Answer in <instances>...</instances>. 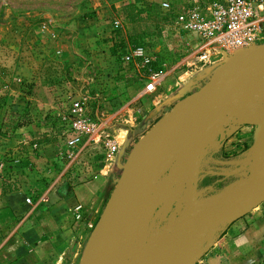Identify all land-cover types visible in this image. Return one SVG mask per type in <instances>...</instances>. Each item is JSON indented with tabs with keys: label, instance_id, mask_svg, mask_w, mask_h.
Here are the masks:
<instances>
[{
	"label": "rangeland",
	"instance_id": "374dc122",
	"mask_svg": "<svg viewBox=\"0 0 264 264\" xmlns=\"http://www.w3.org/2000/svg\"><path fill=\"white\" fill-rule=\"evenodd\" d=\"M142 1L145 0H0V182L12 174V164L20 163V158L24 157L22 148L28 142V134L32 137L46 135L55 140L56 155L63 145L57 134L51 133V128L57 124V114L68 108L72 98L88 96L91 103L95 102L102 109L106 126L107 121L114 122L113 128L118 131L111 134L109 127L108 132L123 149L122 165L97 215L98 221L135 144L177 102L196 93L213 76L217 65L200 72L193 69V46L187 54L172 62L168 60V66L160 62V71L165 74L168 69L171 77L168 96L165 94L158 101L150 94L148 98L136 100L140 86L134 91L129 87L140 79L139 74L134 70L120 73L129 66L118 65L112 58L116 53L111 56L110 50L142 44L157 27L168 23L155 8H139ZM156 1L159 4L162 0ZM138 12H143L144 17H138ZM115 20H121V29L114 28ZM124 30L129 36L136 33L135 39L128 36L125 40ZM187 41L192 42V38ZM170 42L176 47L175 41ZM164 45H168V38ZM249 105L248 113L255 117L260 107L258 105L255 113L252 110L256 105ZM92 106L95 108L93 103ZM162 172L155 175L152 171L149 196ZM89 180L90 177L79 179L74 185L66 181L74 188ZM24 194V200L31 199L28 207L32 208L33 189H24ZM76 206L71 209L73 213ZM175 206L176 203L164 215L156 209L155 213L161 216H153L152 230L157 226L162 232ZM2 210L5 203L0 196V264H5V260L10 262L8 255L20 244V232L7 231L13 221ZM258 212L238 220L237 226L233 224L231 229L228 226L231 222L222 226L216 223L203 242L200 238L195 244L185 264H264V212ZM80 216L76 219L74 214L75 222L82 220L81 212ZM19 218L16 217L17 223ZM151 237L149 235L147 240Z\"/></svg>",
	"mask_w": 264,
	"mask_h": 264
},
{
	"label": "water",
	"instance_id": "95a60500",
	"mask_svg": "<svg viewBox=\"0 0 264 264\" xmlns=\"http://www.w3.org/2000/svg\"><path fill=\"white\" fill-rule=\"evenodd\" d=\"M216 67L206 84L177 102L135 144L90 234L81 264H185L205 228L234 221L240 216L235 209L243 202L264 198V167L259 165L264 142V45L227 57ZM249 104L257 106L255 113L260 107L255 117L248 113ZM227 122L254 127L248 177L195 207L196 163L213 138L223 142ZM152 171L164 173L149 196ZM176 178L183 180L182 186L168 192ZM175 203L162 232L157 226L152 230L153 219ZM157 208L161 214L155 213Z\"/></svg>",
	"mask_w": 264,
	"mask_h": 264
},
{
	"label": "crops",
	"instance_id": "0c3cea01",
	"mask_svg": "<svg viewBox=\"0 0 264 264\" xmlns=\"http://www.w3.org/2000/svg\"><path fill=\"white\" fill-rule=\"evenodd\" d=\"M155 2L158 1L145 0L139 2L141 6L138 7L153 10L157 4ZM261 2L263 3L261 19L264 24V0ZM141 14L138 17H144V14ZM123 33L127 40L130 34L126 30ZM132 35L129 37H133L132 40H134L136 33ZM114 49L110 50L111 56L116 53L115 50L117 51V48ZM165 57L162 56L158 61L168 66V59ZM170 79L167 69L156 89L158 92L153 93L158 101L165 94L168 96L166 91ZM139 86L140 90L135 96L136 100L148 98L147 96L150 95L144 93L143 81L140 79L136 80V84L129 87V90L134 91ZM113 127L114 122L107 121V128L112 130L111 134L118 131ZM225 127L226 137L223 142L218 143V138H213L196 163L193 198L195 207L202 206L240 186L248 177L254 127L235 126L229 122L225 124ZM26 139L28 142H25L22 148L25 152L24 157L20 158V163L12 164L14 167L12 174L0 182V196L5 203V210L2 211L13 221L12 226L6 229L8 232V229L14 233L20 232L18 236L20 244L14 253L8 255L10 262L5 260V264H81L91 229L97 222V215L101 211L107 192L111 184L115 182L114 178L122 165L123 149L116 144L115 137H112L115 143H112L107 150L98 148L92 154L90 152L94 151L86 143L88 147L81 150L77 159L88 158L93 175H87L90 177L87 183L70 188L66 181L69 173L67 167L59 171L58 161L53 160L56 150L55 140L48 139L46 135L32 137L29 134ZM259 165L264 167V142L259 155ZM262 181L264 183V177ZM19 184L23 186V190L19 189ZM182 184L183 180L176 178L173 185L168 187V192L174 187H181ZM24 189L34 191L35 198H33L32 208L25 204ZM76 205L82 207L80 211L82 220L79 222H75L74 213L71 210ZM28 208L30 210L26 211ZM259 210H262L263 214L264 198L247 199L235 209L234 214L240 216L235 219L236 221H232V224H228L229 228L231 229L233 224V227L237 226V221L243 217H251L254 213H259ZM18 216L20 218L17 223L16 217ZM215 225L202 231V242L205 236L207 237L213 231ZM222 225L224 224L221 223Z\"/></svg>",
	"mask_w": 264,
	"mask_h": 264
},
{
	"label": "built area",
	"instance_id": "2783aa9c",
	"mask_svg": "<svg viewBox=\"0 0 264 264\" xmlns=\"http://www.w3.org/2000/svg\"><path fill=\"white\" fill-rule=\"evenodd\" d=\"M262 6L261 0H162L155 9L168 23L157 27L142 44L118 49L115 61L137 72L143 81L144 93L153 94L164 76L160 67L154 68L162 56L172 62L194 46L192 67L200 72L215 67L227 57L263 45ZM120 21L113 23L115 29L122 28ZM189 37L192 42L187 41ZM167 38L168 45H164ZM170 41H175L176 47ZM129 69L120 73H127ZM92 103L85 95L72 98L68 108L57 114V124L51 128V133L57 134L63 144L55 155L59 171L67 167V181L73 185L79 183V179L85 180L88 174L93 175L89 161L77 159L81 150L88 147L85 144L91 146L92 154L98 148L107 150L115 143L102 109ZM25 204L31 205V199L26 198ZM80 210L81 206L74 208L76 219L81 217Z\"/></svg>",
	"mask_w": 264,
	"mask_h": 264
},
{
	"label": "trees",
	"instance_id": "16d2710c",
	"mask_svg": "<svg viewBox=\"0 0 264 264\" xmlns=\"http://www.w3.org/2000/svg\"><path fill=\"white\" fill-rule=\"evenodd\" d=\"M141 11V10H140ZM141 13H143V12H138V14H141ZM121 49H123L124 47H120ZM161 58V57H160ZM159 58V59H160ZM158 59V60H159ZM162 63V62H161ZM159 64H160V61H157L155 64H154V68L155 69H159ZM130 71H132L131 69H129ZM120 74V73H119ZM122 79V78H121ZM124 79V78H123Z\"/></svg>",
	"mask_w": 264,
	"mask_h": 264
}]
</instances>
